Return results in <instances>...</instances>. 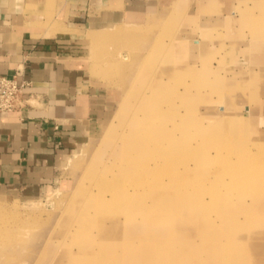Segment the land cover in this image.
Returning <instances> with one entry per match:
<instances>
[{"label": "rangeland", "instance_id": "1", "mask_svg": "<svg viewBox=\"0 0 264 264\" xmlns=\"http://www.w3.org/2000/svg\"><path fill=\"white\" fill-rule=\"evenodd\" d=\"M177 15L102 46L114 114L40 196L0 194V264H264L262 95L226 83L218 45L194 74L165 58Z\"/></svg>", "mask_w": 264, "mask_h": 264}, {"label": "crops", "instance_id": "2", "mask_svg": "<svg viewBox=\"0 0 264 264\" xmlns=\"http://www.w3.org/2000/svg\"><path fill=\"white\" fill-rule=\"evenodd\" d=\"M179 10L182 36L161 44L164 57H183L194 74L218 45L220 75L261 94L264 113V0H0V76L29 83L23 110L0 114V194L40 196L62 158L102 133L116 92L100 77L122 67L113 58L104 74L100 49Z\"/></svg>", "mask_w": 264, "mask_h": 264}, {"label": "built area", "instance_id": "3", "mask_svg": "<svg viewBox=\"0 0 264 264\" xmlns=\"http://www.w3.org/2000/svg\"><path fill=\"white\" fill-rule=\"evenodd\" d=\"M28 85L16 77L0 76V114L23 110L28 98L25 92Z\"/></svg>", "mask_w": 264, "mask_h": 264}, {"label": "bare ground", "instance_id": "4", "mask_svg": "<svg viewBox=\"0 0 264 264\" xmlns=\"http://www.w3.org/2000/svg\"><path fill=\"white\" fill-rule=\"evenodd\" d=\"M244 239V238H243ZM233 240H234V238H233ZM236 242V241H235ZM233 252V251H232ZM236 254V253H235ZM238 254V253H237ZM239 255V254H238ZM233 256V255H232ZM245 257V256H244ZM172 259V258H171ZM244 261V260H243ZM232 263V262H231ZM234 264V263H233Z\"/></svg>", "mask_w": 264, "mask_h": 264}]
</instances>
